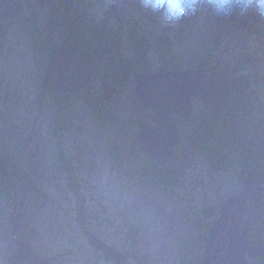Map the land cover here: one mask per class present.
I'll return each mask as SVG.
<instances>
[{
  "label": "rangeland",
  "instance_id": "obj_1",
  "mask_svg": "<svg viewBox=\"0 0 264 264\" xmlns=\"http://www.w3.org/2000/svg\"><path fill=\"white\" fill-rule=\"evenodd\" d=\"M101 1L118 11L123 2L125 9L129 4L132 8L134 5L133 0ZM23 5L22 14L3 21L8 32L5 43L0 46V80L4 81L0 100V162L4 158L16 170H11L10 175L7 172L5 177L0 173V178L10 187L9 191L0 186V255L14 257L23 243L38 256L53 258L50 262V258L44 257L50 264H114L106 262L102 252L95 251L91 240L95 238L113 246L122 257V252L127 253L129 259L123 257L126 264H203L210 227L220 217L221 205L227 202V197L243 191V183L231 173L216 171L206 154L182 141L176 147L172 173H160L150 162L149 154L137 147L141 126L153 125L154 121L152 107L147 106L149 100L141 102L137 79L129 72L127 80L117 86L112 101L105 107L110 113L107 122L95 116L86 101L90 94L100 95L103 86L114 82L109 76L93 80L89 90H81L78 96L72 97L68 121L60 126L56 119L57 107L41 96L39 88L41 77H46V69L50 67L51 50L49 46L37 45V35L49 36L51 12L35 2L32 8L25 2ZM98 16L97 20L104 13L99 12ZM248 21L238 12L217 15L202 7L168 22L172 30L186 27L183 31L191 37L182 48L173 50L175 57H170L173 52L165 51L167 63L175 65L181 53L192 61L199 54V45L210 44L212 29L217 26L230 28L229 45L222 51L231 57L234 37ZM263 21L259 16L262 28ZM77 25L89 33V24ZM148 27L151 28L149 24ZM65 30H58L53 45H59L65 34H69ZM257 39H253L255 48L259 45L262 48L261 43L257 46ZM124 43L121 54L135 56V51ZM140 46L146 48L148 42ZM149 52L146 66L150 69L142 74H158L165 65L168 70L188 68L171 67L154 56L155 49ZM139 56L141 59L144 55ZM201 57L197 56L200 60ZM111 67L119 70V77L123 75L121 69L125 66ZM105 70L102 67L98 73L103 76ZM259 83L255 85L264 89L263 81ZM259 98L264 100L263 95ZM193 103L191 115L175 117L182 133L192 129L207 106L197 98ZM64 159L70 163H67L69 171ZM253 163L250 168L255 167ZM71 175L80 185L78 191L82 193L85 211L75 207V194L68 180ZM108 217H117L118 223H125L124 227L108 224ZM130 227H135V239L129 230L125 231ZM255 251L257 256L247 255L248 264H260L263 260L261 252L256 248ZM115 256L118 255L115 253Z\"/></svg>",
  "mask_w": 264,
  "mask_h": 264
},
{
  "label": "trees",
  "instance_id": "obj_2",
  "mask_svg": "<svg viewBox=\"0 0 264 264\" xmlns=\"http://www.w3.org/2000/svg\"><path fill=\"white\" fill-rule=\"evenodd\" d=\"M56 2L58 4L57 7L61 19L64 20L62 22L65 24L62 25L61 31L66 29L64 32H69V34H65L64 39L62 37L63 40H61L59 46L65 47L75 58L81 59L88 69L91 70L94 80L98 78L103 80L105 76H109L110 79L116 82L113 83L120 87L122 80H127L129 76L128 72L131 75H135L150 69L146 66V60L148 59L147 57L148 54H150V50L155 49L157 53L154 56H157L161 61L167 63L169 61L165 51L172 53L173 50L178 47L173 46V42H171L170 39L175 40L181 38L185 44L190 42V40L188 41L182 37L184 35L183 30L174 31L172 28H170L172 32L169 34V40L165 39V35H162L165 37L154 36L156 41H152L151 38L153 34H149L147 28L148 24L151 26L153 22H139L138 25L141 27L138 29L136 22H129L126 17L123 18L121 15L122 12H119L117 8L111 7L110 10L104 12L103 10L105 8H103V6H98L100 4L98 1L97 4L92 3L91 7L87 6L89 4L88 0H56ZM98 9H102V11H98ZM90 10H92L93 15H91ZM99 12H103L105 16L97 20L96 18L99 17ZM83 13L85 16H83ZM111 15L115 16L116 19H112ZM32 16L35 17V14ZM242 16L249 19L247 25H250L252 23L250 22L251 19H254V22H256L254 28H258L257 35L263 37L261 32H259L260 30L264 31V28L260 25L259 16L251 14L250 11ZM152 20L158 19L152 17ZM35 21L36 19L34 18L33 22ZM78 21L89 24V33L77 25L79 24ZM98 21L105 22V25ZM66 25L67 28L65 27ZM162 28V32L165 33L166 27L163 22ZM184 28L185 27H183V29ZM216 28L217 27H214V29H212L214 35L209 46H201L199 49L200 55L202 56L201 60L197 59L198 54L196 53L197 56L195 55L192 61H190L191 63L194 62L195 66L206 75L207 79H209L210 90L212 94L215 95V101L213 104L205 107L192 129L183 134V141L189 144L193 149L206 154L210 165L215 170L233 174L238 182L243 183V186L248 181L259 180L262 181L264 187V100H262V102L259 98L262 95L264 97V89L255 85L262 81V84H264V66L262 65V67H260V64L257 63L260 57L258 54V44L261 43V38L257 39V35H251L253 39H257L258 47L255 48L256 40H254V45L252 42H244L245 33L243 31L237 33L234 37L235 42L230 47V51L233 53L230 57L222 51L224 46L229 45L227 35L231 32L230 28L219 27L217 30ZM129 29L131 30L129 31ZM151 30V32L154 31L153 29ZM7 32L6 26L3 24L0 27V46L1 43H5L6 41L5 37L7 36ZM251 32L250 30V33ZM67 36L68 38H66ZM37 41L41 43L42 46L48 44L47 46L50 48L54 47L53 44L50 45L48 43L49 40L47 41V37H45L44 33L37 35ZM123 42L130 45V49L135 51L133 54H136L135 56L133 55L132 59H125L122 57L121 48ZM144 42H148L146 48L140 46ZM175 43L179 42L176 40ZM112 46L115 47L112 48ZM246 48H249L250 51ZM259 49L263 50V48ZM114 52L117 54L110 57L115 54ZM139 54L144 56H141L142 58L140 59ZM173 54L170 55V57L176 56ZM52 56L53 54L51 52V61ZM242 56H244V58ZM188 62L189 59L186 57V54L181 53L177 56V63L175 65L183 69L187 66ZM167 64L171 67L175 66L170 63ZM111 65H115L117 68L119 66H125V69H121L122 76L124 77H119V70H113ZM165 66L164 68L169 69L167 65ZM102 67L106 69V73L103 76L98 73ZM57 74V69L54 67L52 70H46V77H41L39 88L42 93L41 96L53 102L57 107L56 119L59 125L65 126V122H67L69 118L67 111L69 109V103L61 99L57 94ZM259 84L261 85V83ZM86 103L92 106V111L95 113V116H98L101 120L106 122L109 120L110 113L105 108L108 103L102 100V94L97 96L94 93L90 94ZM139 151L141 152L142 150L140 149ZM252 162H254L253 164L255 167L250 168ZM63 163H66L65 165L70 164L67 159H64ZM12 168L14 169V167H11L10 172ZM158 169L160 173H172V165L169 167L158 166ZM69 170L70 165H68V171ZM68 180L71 186V192L75 194L76 208L85 211L84 205L81 203L82 193L78 191L80 190V185L73 175L69 176ZM0 186L10 191V187L3 178H0ZM81 205H83V208ZM107 222L112 226L119 225L117 217L113 219L108 217ZM257 232H259V235ZM263 235L264 213L262 222L256 228L254 232L255 237H253L252 240V247L260 251L263 256V260L260 261V264H264ZM208 241L209 239L207 243ZM123 255L127 260L129 259L127 253L123 252ZM41 256H45L48 259L50 258V262L53 259L47 255L41 254ZM131 257L133 258L132 255Z\"/></svg>",
  "mask_w": 264,
  "mask_h": 264
},
{
  "label": "water",
  "instance_id": "obj_3",
  "mask_svg": "<svg viewBox=\"0 0 264 264\" xmlns=\"http://www.w3.org/2000/svg\"><path fill=\"white\" fill-rule=\"evenodd\" d=\"M22 1L23 0H3L2 2L0 0V26L4 20H11L15 13L19 14L24 10ZM25 1L32 6L33 3H36L38 0ZM50 3L51 2L48 4ZM3 4H5V6ZM55 17L56 22L54 26L58 28L61 24V15L56 12ZM50 30L52 33L51 36L49 37L45 35V37H47V41L49 40L50 43H53V33L57 29L52 27ZM61 52H64L66 57H63L60 54ZM52 54H54L53 63L58 69V90L65 100H67L68 96H71L74 93L72 88L67 85V81L63 83L61 82V77L64 76L65 73L67 80H71V83H76L78 86H81L80 83L85 82L83 86L86 88L89 87V84L92 82V73L86 68L81 59L76 60L74 56L71 55V52L65 47L59 48L56 46L55 49L53 48ZM79 74L81 75L80 80ZM189 75L194 77L198 76L182 72L175 68L173 71L161 70L158 74L147 73L145 76L142 75V77L137 80L139 96L142 100L141 102L145 103L144 100H149L147 106L152 107L154 110V120L157 123V128L151 126V128L147 129L145 125L141 126L142 129L138 134V140L139 143L150 140L151 143L143 146H146L147 148L149 147L146 150L151 155H153V152L150 151V148L164 156V158L161 156L163 158L162 160L157 158L158 156L153 155L154 159L159 161V164L162 166L171 165L175 156V150L173 147L177 146L181 139L179 135H181L182 132L180 131L179 126L176 125L174 117L181 114L191 115L194 111V105H192L191 102L189 104L190 98L192 97L204 101L207 105L215 99V95L210 92L211 90L209 88L207 89V86H200L199 81L197 82L196 80L194 83H191V81L194 80L193 77H190ZM147 76L149 77V80H147ZM176 76L178 77L176 78ZM198 77H202V81L206 78V76L201 73ZM187 81H189L195 89H190V91L184 89ZM166 83L169 85L168 87H165ZM180 83H182L183 86V90L181 91H179V88L181 87H179ZM197 84L199 88H197ZM2 85L3 81H0V100L2 99ZM116 91H109V97H104L103 101L107 103L111 102L115 94L114 92ZM177 91L178 93H181V95H184V93L187 94L185 96L187 98L184 99L183 103L172 101V97L177 94ZM157 95L161 96L160 102H158ZM254 190H256L260 197L264 198L261 190L258 192L256 186L248 182L246 186H244L239 197L230 199L222 207L220 219L212 225L209 241L206 246V257L203 264H248L247 255H258L255 249L252 248V236L250 237L251 232L255 230L258 224L255 217L257 214H261L258 200H256L254 195ZM241 198L248 203L249 208H246V206L239 203ZM91 240L95 251L97 253L102 252L103 258L106 262L113 261L114 264L126 263L120 253L116 252V255L118 256L115 258V253H112L114 252V249L107 244H104L95 238H92ZM19 245L21 250L16 251L14 257L11 256V258H5L4 256H0V264H48L45 260L38 257L37 254H34L32 249L26 244L20 243ZM225 253L229 254L227 258L221 255Z\"/></svg>",
  "mask_w": 264,
  "mask_h": 264
},
{
  "label": "bare ground",
  "instance_id": "obj_4",
  "mask_svg": "<svg viewBox=\"0 0 264 264\" xmlns=\"http://www.w3.org/2000/svg\"><path fill=\"white\" fill-rule=\"evenodd\" d=\"M2 2H3V0H1ZM90 1V0H89ZM100 3L98 6H103V8H105L106 6H105V3H104V1H101V0H92V2H91V4L89 3L87 6H89V7H91V5H92V3H95V4H97L98 2ZM128 0H126V2H127ZM22 2H25L26 3V1L25 0H23ZM45 2V3H44ZM49 2H51L50 4H48ZM6 4V3H5ZM5 4H3L4 6H5ZM14 4V3H13ZM27 5H29V7H31L32 8V6L30 5V4H28V3H26ZM133 8H132V6H130V4L129 5H127V7H126V9L125 8H123L124 7V2L123 3H121L120 5H121V7H122V9H119V11L120 12H122L121 13V15L123 16V18L124 17H126V19L129 21V22H136V24L138 25L139 24V22H141V23H146V22H149V23H151V22H153L152 24H151V28H147V31H148V33L149 34H153L152 35V40H155L154 39V36L155 37H165L166 36V38L165 39H170V38H168V36H169V34L172 32V31H170V26H169V24H168V22H165L162 18H161V16H160V14H158V13H152V12H150V11H148V10H146V9H144V8H142L141 6H140V2H139V0H133ZM22 5H23V3H22ZM36 5L38 6V7H40V8H42V9H49L50 10V12H51V17H50V21H49V26H48V33H49V37L51 36V30H50V28H52V27H54V28H56L57 30L53 33L54 34V38H55V35H56V33L58 32V30L60 29L61 30V28H62V25H65V24H63L62 23V19H61V17H60V22H61V24L58 26V28L56 27V26H54V24H55V22H56V17H55V13L56 12H58L59 13V11H58V7H57V2H56V0H38L37 2H36ZM10 6H12V5H10ZM24 6V5H23ZM120 7V8H121ZM111 9V7H106V9H104L103 11L105 12V11H107V10H110ZM118 9V8H117ZM98 11H102V9H98ZM4 12V11H3ZM6 12V11H5ZM23 12V11H22ZM22 12L21 13H19V14H14L12 17V19H14L16 16H18V15H20V14H22ZM251 12V14H253V15H256V16H258L254 11H250ZM90 13H91V15H93V12H92V10H90ZM103 13V12H102ZM60 14V13H59ZM104 16H105V14H104ZM205 16V15H204ZM111 17H112V19H116V17L115 16H112L111 15ZM152 17L153 18H157L158 20H152ZM247 18V17H246ZM11 19V20H12ZM162 22L165 24V27H166V32L165 33H163L162 32ZM250 22H252L250 25H245L243 28H241L240 29V31H238V33H240V32H244L245 33V40H244V42H254L253 41V38H252V34L253 35H257V33H258V31H257V29L256 28H254V26H255V24H256V22H254V19H251V21ZM221 23V22H220ZM185 24V23H184ZM254 24V25H253ZM3 25V23L1 24V26ZM83 25H84V23H83ZM0 26V27H1ZM141 26H139L138 25V29L140 28ZM219 27L220 26H217V28H216V30L217 29H219ZM225 27V26H224ZM259 27H260V25H259ZM64 28V27H63ZM82 29V28H81ZM84 29H86V28H84ZM151 29H153L154 31L153 32H151L152 30ZM186 29V27L183 29V30H185ZM131 29H129V31H130ZM151 30V31H150ZM250 30L252 31L251 33H250ZM253 30H256V31H253ZM174 31H176V30H174ZM53 32V31H52ZM259 32H261V30L259 31ZM84 33V32H83ZM262 33H264V31L262 32ZM261 33V34H262ZM162 35H165V36H162ZM186 33L184 32V35L182 36L184 39H186V40H190L189 38L191 37V35L190 34H188V35H186ZM76 36V35H75ZM188 36V37H187ZM190 36V37H189ZM262 36L263 37H259L258 35H257V38L259 39V38H261V44H262V48H263V50H261V49H259L260 48V46L261 45H259V48H258V54H259V58H258V60H259V64L261 63V66L260 67H262V65L264 66V53H262L263 51H264V34H262ZM213 38V37H212ZM211 38V39H212ZM256 39V38H255ZM171 40V42H173V46H178V47H182V46H184V45H186L185 43H183V40L181 39V38H178V39H170ZM178 41L179 43H175V41ZM54 41V40H53ZM38 42V41H37ZM42 42L44 43V41L42 40ZM198 42V41H197ZM50 45L51 44H54V43H50V42H48ZM197 44V43H196ZM260 44V43H259ZM37 45H39V46H42V44L41 43H37ZM47 45L48 44H46L45 46H42V47H44V48H46L47 47ZM197 45H199V44H197ZM54 47H49V50H51V52L53 53V48L55 49V47L56 46H58L59 48H64V47H61V46H59V45H53ZM126 46H128V45H126ZM199 46H205V45H199ZM209 46V45H208ZM208 46H205V47H208ZM131 46L129 45V48H130ZM249 51H250V49L249 48H247ZM200 50L198 49V56L201 54L200 52H199ZM122 53H123V51H122ZM63 57H66V55H65V53L64 52H61L60 53ZM202 54H204V53H202ZM72 55V54H71ZM53 56H54V54H53ZM53 56H52V61L50 60L49 62H50V67L48 68L49 70H52V68L54 67L55 69H57V67L54 65V63H53ZM73 56V55H72ZM124 56V58H128V59H132L133 58V56L132 55H123ZM75 58V57H74ZM76 60H78V58H75ZM198 59V58H197ZM51 62H52V64H51ZM83 62V61H82ZM83 64H84V62H83ZM188 65V68L186 69V70H180V71H188L187 73H190V74H192V75H198L199 76V74L201 73V74H203V75H205L204 73H202L196 66H195V63L193 62V63H191L190 61L187 63ZM85 65V64H84ZM86 66V65H85ZM86 68L88 69V67L86 66ZM48 69H46V70H48ZM164 71H173V69L172 70H168V68H162ZM264 69V68H263ZM88 70H90V69H88ZM91 71V70H90ZM200 72V73H199ZM57 73H58V69H57ZM92 73V72H91ZM147 73H144V74H142V73H139V74H135V75H133V76H135V79H139L140 77H142V75L143 76H145ZM58 75V74H57ZM80 74H79V80H80ZM190 76V75H189ZM198 76H196V77H194V76H190V77H193V80L194 81H191V83H194L195 82V80L198 82L199 81V85L200 86H207V89L209 88L210 89V86H209V79H207V77L206 78H204L203 79V81L201 80L202 79V77H198ZM206 76V75H205ZM178 76H176V78H177ZM100 79V78H99ZM57 80H58V77H57ZM93 80H94V77L92 76V82L89 84V87L88 88H86L85 86H83L84 85V83L85 82H81L80 83V85L81 86H78L76 83H71L72 81L70 80V81H68L67 80V76H66V73L64 74V76H62L61 77V82L63 83V82H66L67 81V85L70 87V88H72V90H73V94L71 95V96H68V98H67V100H65L64 99V97L63 96H61V93L59 92V90H58V84H57V94L59 95V97L61 98V99H63L64 101H66V102H71L72 101V97L73 96H78L79 95V93H80V91L81 90H89L90 89V87H91V85L93 84ZM112 80V79H111ZM147 80H149V77L147 76ZM0 81H2V80H0ZM3 83H4V81H3ZM115 83V82H114ZM113 82H109V83H107L105 86H103V92H102V98H104V97H109L108 96V94L111 92V91H116L117 90V86L114 84ZM189 81H187L186 82V86L184 87V89H186V90H188V91H190V89H195L194 88V86L191 84ZM64 84H66V83H64ZM121 86V85H120ZM169 85L166 83L165 84V87H168ZM181 86V87H180ZM179 91H181V90H183V86H182V83H180V85H179ZM213 87V86H212ZM197 88H199V86H198V84H197ZM2 90H3V85H2ZM110 91V92H109ZM213 91V90H212ZM117 92V91H116ZM116 92H114V93H116ZM211 92V91H210ZM204 93L206 94V92L204 91ZM212 93V92H211ZM207 94H208V92H207ZM187 94H185L184 93V95H181V93H178V91H177V94H175V95H173V97H172V101H174V102H177V103H183L184 102V99L185 98H187V97H185ZM157 97H158V102H160V98H161V96L160 95H157ZM194 98H196V97H192V98H190V101H189V104H190V102L192 103V105H194V103H193V99ZM140 100H141V98H139ZM162 100V99H161ZM142 101V100H141ZM213 102L215 101V99H213L212 100ZM213 102H211V104H213ZM194 107V106H193ZM148 109H151L150 107H148ZM151 111H152V113H153V121H154V124L153 125H149V124H146V123H144V125H145V127L148 129V128H151V126L152 127H155V128H157L156 127V122H155V120H154V110L153 109H151ZM182 115V114H181ZM179 116V115H178ZM175 117H177V116H175ZM175 117H174V119H175ZM142 128H140V130H141ZM140 132V131H139ZM139 134V133H138ZM138 134H137V142H138V145H137V147H139L143 152L145 151L146 153H147V155L149 154V156L152 158L151 159V161H152V163H154L155 165L154 166H156V169H158V166L159 167H169V166H171V165H173V163H174V160H173V162L171 163V165H169V166H162L161 164H159L160 162L159 161H157L156 159H154V156H158L157 158H160V159H162L163 160V158H164V156H162L160 153H158L157 151H155V150H153V149H151L150 148V151H152L153 152V155H151L150 153H148V151L146 150V149H148L146 146H143V145H147V144H149V143H151L150 142V140H148V141H146V142H144V141H142L141 143H139V140H138ZM183 134L184 133H181V135H179L180 137H181V139H180V142L182 141V142H184L183 141ZM154 137H155V135H154ZM180 144V143H179ZM178 144V145H179ZM177 146H174L173 147V149L175 150V156H176V153H177V148H176ZM157 154V155H156ZM160 155V156H159ZM163 158H162V157ZM175 156H174V159H175ZM1 157V156H0ZM2 161L5 163V164H3V163H1L0 162V173H1V175L3 176V177H5V176H7V172L9 173V175H10V170H9V167L8 166H11L10 165V162H6V160L4 159V158H2ZM6 163H8V165L6 164ZM12 167V166H11ZM10 167V168H11ZM7 169V170H6ZM13 171H14V169H12ZM159 170V169H158ZM217 171V170H216ZM219 172V171H218ZM226 173H229V172H226ZM250 184H254L255 186H256V188H257V190H258V192H260V190H261V192H262V194H263V196H264V187H263V184H262V181H259V180H255V181H248ZM247 182V183H248ZM246 183V184H247ZM246 184L244 185V186H246ZM240 194H241V192H239V194L237 193V194H235V195H231V196H229V197H227L228 198V200H227V202L230 200V199H235V198H237V197H239L240 196ZM254 195H255V198H256V200H258V203H259V210H260V212H261V214L259 213V214H257L256 215V217H255V219H256V221H257V227L261 224V222H262V217H263V213H264V198H262V197H260L258 194H257V192H256V190H254ZM75 202H76V200H75ZM226 202V203H227ZM257 202V201H256ZM226 203H224L223 202V204L221 205V209H222V207L226 204ZM239 203H241L243 206H246V208H249V205H248V203L247 202H245L242 198L240 199V201H239ZM262 204V205H261ZM76 207V206H75ZM89 213V212H88ZM120 215V214H119ZM221 216V215H220ZM220 219V217H218V219H216L214 222H216L217 220H219ZM119 225H121V226H123L124 227V225H125V223H118ZM133 226H134V224H132ZM213 225V224H212ZM256 227V228H257ZM256 228H255V230H256ZM125 229V228H124ZM211 229H212V227H211ZM129 230V233L130 234H132L133 236H134V238L133 239H135V235H136V233L137 232H135V227H130V228H128V229H125V231L127 232ZM255 230L254 231H252L251 232V235H250V237H251V239L253 240V237H254V232H255ZM210 232H211V230H210ZM252 240H251V244H252ZM108 246H110V247H113V246H111V245H109V244H107ZM114 248V247H113ZM253 248V247H252ZM255 249V248H254ZM21 250V249H20ZM17 251H19V250H17ZM33 251V253L34 254H37L34 250H32ZM117 251H116V249H114V252H112L113 254L114 253H116ZM121 254H123V252L121 253ZM136 255H134V257H136L137 258V251H136V253H135ZM223 257H228V253H225V254H221ZM0 256H3V255H0ZM38 257H40L41 259H43V260H45V256H41V255H39ZM124 257V256H123ZM115 258H116V256H115ZM46 261V260H45ZM48 262V264H50V262H49V260H47ZM126 264V263H125ZM160 264V263H159Z\"/></svg>",
  "mask_w": 264,
  "mask_h": 264
},
{
  "label": "clouds",
  "instance_id": "obj_5",
  "mask_svg": "<svg viewBox=\"0 0 264 264\" xmlns=\"http://www.w3.org/2000/svg\"><path fill=\"white\" fill-rule=\"evenodd\" d=\"M140 6L160 14L165 22H175L199 8L211 9L217 15H244L254 11L264 18V0H139Z\"/></svg>",
  "mask_w": 264,
  "mask_h": 264
}]
</instances>
